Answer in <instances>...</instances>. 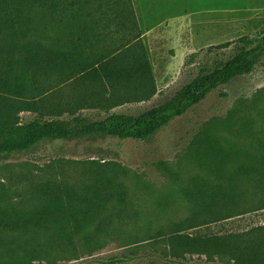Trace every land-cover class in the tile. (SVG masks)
I'll return each mask as SVG.
<instances>
[{"label":"rangeland","instance_id":"rangeland-1","mask_svg":"<svg viewBox=\"0 0 264 264\" xmlns=\"http://www.w3.org/2000/svg\"><path fill=\"white\" fill-rule=\"evenodd\" d=\"M126 2L153 68L156 95L141 102L120 99L109 111L93 105L77 116L101 121L113 113L140 115L173 99L201 70L234 57L242 38L264 33V0ZM106 43L119 46L120 35ZM52 85L51 105L89 96L86 83L55 79ZM20 118L35 115L23 112ZM108 165L117 179L106 191L96 175ZM48 183L77 193L62 219L68 228L86 218L92 226L67 247L31 242L33 233L0 232L6 240L0 264H108L112 258L150 264L169 251L167 240L177 232L226 237L264 225V58L251 74L220 86L148 141H47L0 157V212L42 210L48 199L41 188ZM185 258L234 264L227 256Z\"/></svg>","mask_w":264,"mask_h":264},{"label":"trees","instance_id":"trees-1","mask_svg":"<svg viewBox=\"0 0 264 264\" xmlns=\"http://www.w3.org/2000/svg\"><path fill=\"white\" fill-rule=\"evenodd\" d=\"M138 29L126 0H0V157L29 152L47 141L93 137L148 141L220 86L251 74L264 58V33L255 39L244 37L234 57L201 70L162 105L140 115L113 113L101 121L77 116L80 109L93 105L109 111L122 103L120 99L141 102L156 95L153 68ZM113 34L120 35L119 46L106 43ZM55 79L63 85L86 83L89 96L76 104L68 99L51 105L47 100L55 90ZM23 112L35 118L22 122ZM110 171L108 165L96 175L106 191L117 179ZM41 191L48 199L45 207L23 216L0 212V232L33 233L31 242L73 246L76 236L92 226L87 218L69 228L62 220L77 193L52 183ZM57 226L61 228L57 235H43ZM149 241L154 240L142 244ZM167 243L169 251L150 264L170 260L191 264L183 261L188 254L227 256L234 264H264V225L226 237L194 238L177 232ZM5 245L0 237V248ZM128 260L112 258L108 264Z\"/></svg>","mask_w":264,"mask_h":264}]
</instances>
